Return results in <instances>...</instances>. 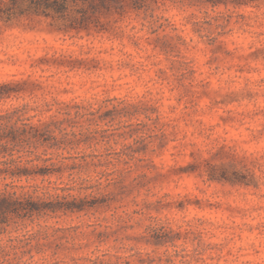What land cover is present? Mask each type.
<instances>
[{
  "label": "clouds",
  "instance_id": "clouds-1",
  "mask_svg": "<svg viewBox=\"0 0 264 264\" xmlns=\"http://www.w3.org/2000/svg\"><path fill=\"white\" fill-rule=\"evenodd\" d=\"M89 7L86 0H66L60 19L49 18L39 27L9 25L0 35V86L7 85L9 93L0 97V134L15 136L17 130L61 118L64 105H83V115L95 119L151 94L164 101L158 123L138 114L122 117L120 124L143 122L147 128L139 136L163 133L168 143L160 149L153 139L149 151L129 156L122 149L137 137L121 139L112 144L106 163L49 178L47 193L70 197L79 208L27 227L9 223L0 232V264H39L35 253L30 259L22 252L41 239L44 224L115 232L103 242L93 237L77 241L87 245L72 253L88 258L79 264H138V255L145 254L170 257V264H264V56L255 55L264 49V0H143L142 6L126 0L105 10L100 21L107 30L99 34L50 30L62 21L74 28ZM165 35L182 39L179 55L155 45ZM219 44L231 55L214 53ZM85 53L101 61L99 70L59 62L83 59ZM173 64L192 73L183 82L191 86V105L189 96L177 102L182 88ZM160 69L167 80L157 76ZM169 105L175 110L169 111ZM106 126L104 121L91 125ZM0 143L9 148L0 154V169L69 165L68 157L78 154L31 142ZM78 151L92 150L82 146ZM149 161L152 167H144ZM221 165L229 167L213 177L209 167ZM141 173L148 178L142 185L136 182ZM121 178L123 188L117 184ZM31 183L0 176V188L7 185L16 194L31 191ZM196 201L230 204L243 213L215 212ZM178 202L185 206L177 207ZM161 227L181 238L158 248L146 244L143 238Z\"/></svg>",
  "mask_w": 264,
  "mask_h": 264
},
{
  "label": "rangeland",
  "instance_id": "rangeland-1",
  "mask_svg": "<svg viewBox=\"0 0 264 264\" xmlns=\"http://www.w3.org/2000/svg\"><path fill=\"white\" fill-rule=\"evenodd\" d=\"M126 2V0H119L117 3L111 6ZM137 5L142 6L143 0H134ZM213 3H224L228 0H212ZM233 3H242L244 0H232ZM110 7V6H109ZM108 7V8H109ZM23 6L22 13L16 14L15 16L6 18L5 14L0 13V35L9 25H16L21 27H39L45 20L51 18L53 21L60 19L63 15L62 12L50 11L48 15H44L43 12H33L32 10H26ZM107 8L89 10L85 13L83 22L76 21L74 28H66L63 26L64 21L61 22L59 27L53 26L50 30L63 31L65 33L71 31L76 34L80 32H85L88 35L99 34L107 30L106 24H101L100 17L105 14ZM155 45L161 49L169 52H173L179 55V46L183 44L180 37L171 36H161L157 37L155 40ZM214 53H223L224 55H231L227 52L223 44H219L213 49ZM257 57L264 56V49L257 50ZM83 59H69L67 57L63 58L60 63H65L73 67H81L85 71H96L101 67V61L96 58L89 57L87 53L84 54ZM217 57L213 56V62ZM43 63H48L47 59L42 61ZM179 75L174 77L176 84L180 85L182 88L181 96L177 97V102L182 96H189V105L192 104L191 96L192 89L191 86H185L183 84L184 80H191L192 73H184L180 71L181 68L185 67L183 64H173L171 66ZM157 76L161 80H167L168 76L162 69L157 71ZM207 85H202V88H206ZM8 93V86H0V97H3ZM164 101L151 94L148 95L146 99L141 100L135 104H125L122 107H114L110 111H106L99 117L92 119L91 116L85 117L81 111L84 107L80 104L64 105L62 111L64 113L61 118H51L46 122L38 124L40 129L44 125L51 130V133L56 136V140L59 142L60 147L55 149H63L66 151L78 153L68 157L73 163L69 165H53L48 163H42L39 166L28 168L30 169V174H22L17 176L25 180H30L32 183L28 185L31 191L21 190L19 194L15 192H8L7 185L0 188V193H4L6 198L10 199L12 202L9 204L10 208L4 209L0 212V232L6 231V226L9 223L19 222L22 226L27 227L40 219L51 218L59 215H67L69 209L73 213L77 211L79 205L70 203V197L49 195L47 193V185L44 184L49 178H60L65 172H71L73 170L86 171L89 169H94L107 162V157L111 155L110 148L112 144L119 143L121 139H126L132 136L137 138L133 141V144L126 146V150L122 149V153L125 155H131L136 152H147L149 151V141L155 139L158 141V148L163 149L168 143V137L160 133L159 136L153 137L149 136L147 138L139 136L138 134L142 132L147 125L143 122L133 125H121L120 119L122 117H132L138 114H143L147 118L152 119L153 123H158L163 116L161 108L163 107ZM169 111H174L175 106L169 105ZM194 111V109H193ZM72 112L73 115L69 116L68 113ZM151 114V115H149ZM186 115L191 116L192 112H187ZM98 121H104L108 126L99 128L91 127V125L96 124ZM115 124L116 127L112 128L111 125ZM126 128V131H122L121 128ZM22 143H29L23 141ZM35 145V144H34ZM41 146V145H38ZM91 149L92 151H78L81 148ZM46 147V146H42ZM49 148V147H47ZM1 154L9 151L0 146ZM119 155V154H117ZM126 162V161H125ZM144 167H152L149 161L144 165ZM191 167V166H190ZM189 167V170H190ZM229 166L221 165L220 167L210 166L209 172L215 177L219 178L224 171L227 170ZM58 169L52 172H48L51 169ZM179 174H183V170H179ZM2 176V175H1ZM159 179H166V177H158ZM145 173H141L137 178L136 182L138 184H143L147 180ZM117 184L123 188L122 178L117 181ZM32 202V203H29ZM196 204L208 208L215 212H226L229 215H240L243 210L238 207H233L230 204H220L214 203L209 204L208 202L196 201ZM5 206V205H3ZM85 208L88 205L85 203L83 205ZM185 206L184 202H178L177 207L183 208ZM13 209H15L13 211ZM42 231L39 233L41 239H37L36 243L27 248L22 252V255H28L32 259V254L40 257L39 264H79L80 261L87 260V257H75L72 255L74 252L81 251L87 245H82L77 243V241L84 239L86 237H93L98 242H103L109 239L115 232L109 233L107 230H97L92 228L88 233L82 232L80 230L81 226H60L56 225H41ZM87 227H92L88 225ZM199 234H195L198 238ZM32 237V239H34ZM177 238H181V234L174 233L173 231L165 230L163 227L153 230L147 237L143 240L146 244H150L153 248H158L164 244L174 242ZM170 257H159L152 256L151 254H145L143 256L138 255V264H170ZM92 264H97L93 261ZM125 264H129L125 261Z\"/></svg>",
  "mask_w": 264,
  "mask_h": 264
},
{
  "label": "trees",
  "instance_id": "trees-1",
  "mask_svg": "<svg viewBox=\"0 0 264 264\" xmlns=\"http://www.w3.org/2000/svg\"><path fill=\"white\" fill-rule=\"evenodd\" d=\"M119 0H86L87 4L90 5L89 10L108 8L112 4L117 3ZM136 1V0H135ZM66 0H0V13L5 14L6 18L9 19L16 14L22 13L26 10H32L33 12L49 13L50 11L61 12ZM8 139L12 143H21L23 141L34 143L35 145L46 146L49 148L60 147L59 142L56 140V136L51 133V130L44 125L42 129L38 125H31L22 130H17L15 136H5L0 134V140ZM3 149H7L8 145L0 143ZM1 154V151H0ZM58 169H51L48 172H52ZM30 169L21 171L17 169H0L1 175H13L21 176L22 174H30ZM12 201L0 193V212L4 209L10 208L9 204ZM5 205V206H3Z\"/></svg>",
  "mask_w": 264,
  "mask_h": 264
}]
</instances>
